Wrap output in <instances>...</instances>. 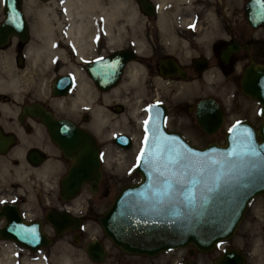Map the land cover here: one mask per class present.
Masks as SVG:
<instances>
[{
	"label": "flooded vegetation",
	"instance_id": "1",
	"mask_svg": "<svg viewBox=\"0 0 264 264\" xmlns=\"http://www.w3.org/2000/svg\"><path fill=\"white\" fill-rule=\"evenodd\" d=\"M45 1L0 0V181L5 182L0 186V264H264V193L248 201L233 232L208 250L187 244L155 253L128 252L111 240L99 221L120 188L110 189L112 176L104 173L102 149L108 145L126 150L133 143L129 130L104 138L105 119L113 118H105L104 93L122 84L123 74L134 62L141 76L162 85L159 91L155 86L148 91L160 97L148 100L143 112L160 103L165 129L191 144L199 145L188 135L200 132L222 135L206 143L223 142L224 133L240 119L257 127L259 103L243 93L240 79L248 63L264 64V13L249 17L251 0H183L196 6V13L185 17L190 22L179 30L178 43L156 45L150 32L152 45L145 56L131 45L113 49L130 48L136 57L125 61L114 85L102 89L88 69L91 61L113 50L76 55L66 40H56V30L49 31L42 20L39 9ZM130 1L138 7L136 0ZM149 1L155 11L143 15L154 21L159 3H171ZM207 8H211L209 16ZM208 20L212 28L196 37L201 22ZM171 63L178 71L169 75ZM203 81L210 84L208 92L198 96ZM203 97L214 99L223 114L221 125L211 133L201 128L195 115ZM111 108L117 113L123 110L120 102H113ZM240 111L254 113L258 122L242 115L223 124L227 116ZM132 121L126 119L128 128ZM73 127L93 136L101 174L95 189L85 181L73 195L63 197L60 179L75 161V151L65 154L53 133L66 135ZM116 133H124L130 145L120 144L124 138L115 142ZM40 234L46 243H40Z\"/></svg>",
	"mask_w": 264,
	"mask_h": 264
},
{
	"label": "water",
	"instance_id": "2",
	"mask_svg": "<svg viewBox=\"0 0 264 264\" xmlns=\"http://www.w3.org/2000/svg\"><path fill=\"white\" fill-rule=\"evenodd\" d=\"M136 1L144 14L154 13L149 0ZM135 57L130 48L113 50L91 61L88 71L98 80L99 87L108 89L117 82L125 61ZM167 71L170 75L178 70L171 63ZM240 86L244 94L259 103L261 119L257 127L246 119L236 121L225 132L222 143L191 144L179 133L165 129L160 103L149 106L146 120L151 117V121L141 147L144 154L140 149V159L135 164L139 179L122 185L99 218L105 233L122 250L155 253L187 244L208 250L233 232L248 201L264 193V64L248 63ZM195 115L206 133L221 125L223 119L218 103L210 97L198 100ZM53 134L65 154L75 151V161L60 179V194L73 195L85 181L91 190L95 189L101 173L93 136L74 127L66 135ZM121 138L125 142L120 144L128 147L129 139L124 133H116L113 140L118 142ZM249 140L259 156L250 154ZM230 152L233 155L228 156ZM177 153L189 155L190 167H178L171 162ZM177 181H183V186ZM189 190L192 195L186 199L181 192L187 194ZM134 224L144 232L143 239H135L131 234ZM39 239L46 243L42 234Z\"/></svg>",
	"mask_w": 264,
	"mask_h": 264
},
{
	"label": "rangeland",
	"instance_id": "3",
	"mask_svg": "<svg viewBox=\"0 0 264 264\" xmlns=\"http://www.w3.org/2000/svg\"><path fill=\"white\" fill-rule=\"evenodd\" d=\"M103 1L108 2L109 0ZM123 1L125 2V5L123 6L124 11L116 16L118 26L122 27V35L119 43H114L113 45L107 44L106 40L104 39V31L101 29L103 28L104 24L100 22L99 25L101 28L98 32V34L100 35V39L96 43L95 47L91 51L87 52V55L90 56L95 53L108 52L121 46L131 45L135 46L136 48H140L141 50L138 51V53L145 56L144 54H146L147 52L146 48L152 45L149 38L150 32L153 35V40L155 41L156 45L174 46V44L178 43L179 41L178 37H181L179 30H182L181 28L190 22L189 19L185 17L196 13V6L191 5L186 1L183 2V0H181L182 2H180V0H170L171 3H164L162 5L163 12L161 16L158 14V12H156V19L154 21L152 19L148 20V17L143 15V13L139 11L138 7L134 5V3L130 0ZM210 10L211 8H207L205 13L206 16H209V14L212 13ZM209 22L210 20H208V22H201V27L199 28L200 30L196 33L198 35H196V37L201 38L202 35H206L209 32V29L212 28ZM204 25L206 26L204 27ZM56 37V40L63 42L62 40H64V38L62 36V33L57 28ZM66 46L67 45H65L64 47L67 49ZM132 65L136 64L132 62L129 67H131ZM121 83L124 84L118 85L119 91H108L104 93L103 98L104 111L105 113H108L107 115H105V118L113 116V118L111 119H105L103 131L104 138L106 139L110 133H114L117 130H129L133 135V143L131 147L126 150H116L108 145L104 146L102 149L104 173L112 176L110 177V181L112 180L113 183L108 181V184L111 185L110 189L113 192H116L121 185L136 181L139 177L138 174L134 171L137 152L142 144L140 138L143 134V129L141 128L139 120H141L140 118L144 114L143 108L145 106V103L148 100H151V98L153 97H160L159 93L155 92L149 94L148 91L151 89V87L154 86L158 91L162 89V85L158 80L149 78L146 75H139L136 81L134 80L133 82L132 80H129L128 76L124 73ZM204 83L205 85H201L200 91L197 92L198 96H201L208 92V88L206 87V85L210 84L206 82ZM184 87L185 85L180 89H184ZM113 102H120L121 106H123V110L119 113L115 112L111 108V104ZM92 110H94V107L92 108ZM242 115L246 116L250 121L254 123L258 122V116H255L254 113L248 112L244 114L240 111L234 114L231 113L229 116H227V119L223 124H227L236 116ZM127 118H131L133 120L131 123L133 126L130 128H128L129 126L126 124ZM110 120H113V122H111ZM188 136L194 143L201 146L211 139L219 140L222 135H204L202 134V132H200ZM4 183L5 182L0 181V186Z\"/></svg>",
	"mask_w": 264,
	"mask_h": 264
},
{
	"label": "bare ground",
	"instance_id": "4",
	"mask_svg": "<svg viewBox=\"0 0 264 264\" xmlns=\"http://www.w3.org/2000/svg\"><path fill=\"white\" fill-rule=\"evenodd\" d=\"M163 3L164 2H161L158 5V14L160 16L163 12ZM124 5L125 2L123 0H109L108 2H104L103 0H46L42 7L40 6L41 8L39 9V13L40 15L42 14L41 18L45 22L48 29L52 27L55 30L56 28L59 29L64 40L68 42V45L76 53V55H82L83 53L91 51L100 39V35L98 34L101 28L99 25L100 22L104 24L101 29L104 31V39L107 44L113 45L114 43H119L122 35V27L118 26L116 16L124 11ZM251 6L254 8H251ZM247 13L249 17L250 15H256L255 17H257L261 16L264 12L261 11L260 7L255 3V0H251ZM51 42L52 41H50V44ZM56 50L55 54H57ZM139 67L140 66L138 65H132L127 69L126 75L129 80H132L133 82L134 80L136 81L140 75ZM205 77L208 78L206 74ZM117 90L118 86L110 89V92H117ZM96 110L97 108H94V115L96 114ZM136 226L137 224L133 225L131 234L135 239L136 236L143 239L144 232Z\"/></svg>",
	"mask_w": 264,
	"mask_h": 264
},
{
	"label": "snow or ice",
	"instance_id": "5",
	"mask_svg": "<svg viewBox=\"0 0 264 264\" xmlns=\"http://www.w3.org/2000/svg\"><path fill=\"white\" fill-rule=\"evenodd\" d=\"M255 3L260 7L261 11L264 12V0H255ZM150 121H151V117L149 120L144 121V124L146 126V128H145L146 133L148 132L147 126L150 124ZM147 139H148V137L146 135L145 140L147 141ZM248 148H249V152L252 156H259L260 155V153L253 146H251L250 140L248 141ZM143 154H144V149H141V155H143ZM227 155L231 156V155H233V153L230 152ZM137 159L139 161L140 157H138ZM188 161H189V155L177 153L171 162L176 164L178 167L183 166L184 168H188V167H190V164L188 163ZM183 183H184L183 181H177L178 185L183 186ZM190 183L194 184V183H196V181H190ZM168 187L171 188V184H169ZM181 195H185V198L187 199L188 197H190L192 195V192H191V190H189L187 192V194H185L184 192H181Z\"/></svg>",
	"mask_w": 264,
	"mask_h": 264
}]
</instances>
